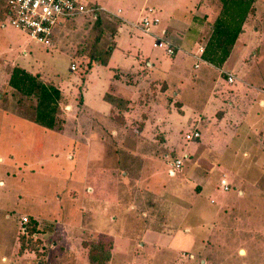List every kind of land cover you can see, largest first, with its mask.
<instances>
[{
    "label": "rangeland",
    "instance_id": "374dc122",
    "mask_svg": "<svg viewBox=\"0 0 264 264\" xmlns=\"http://www.w3.org/2000/svg\"><path fill=\"white\" fill-rule=\"evenodd\" d=\"M86 1L122 20L100 12L98 46L113 50L85 77L99 34L88 15L46 47L0 0V264H264V0H217L220 25L198 0ZM144 7L160 19L150 34L130 25ZM163 30L206 54L237 31L224 66L244 83L153 46ZM14 67L60 90L53 128L8 85Z\"/></svg>",
    "mask_w": 264,
    "mask_h": 264
},
{
    "label": "built area",
    "instance_id": "2783aa9c",
    "mask_svg": "<svg viewBox=\"0 0 264 264\" xmlns=\"http://www.w3.org/2000/svg\"><path fill=\"white\" fill-rule=\"evenodd\" d=\"M7 8V16L10 24L25 32L30 39L36 40L42 45L49 47L54 43L55 30L58 25L65 21L82 15L95 16L99 11L105 9L99 5H89L86 0H4ZM158 21L157 17H143L140 21L133 23L143 32H148L149 26ZM154 45L162 46L168 54L174 52V48L168 41L158 39ZM197 66V64H195ZM75 66L71 65V69ZM234 75L228 74V81L232 82ZM264 93V87L261 89ZM198 130H193L185 135L186 140L199 138ZM170 168V172L181 169L182 160L175 159ZM227 188L225 180H222ZM25 220H27L25 218Z\"/></svg>",
    "mask_w": 264,
    "mask_h": 264
},
{
    "label": "trees",
    "instance_id": "16d2710c",
    "mask_svg": "<svg viewBox=\"0 0 264 264\" xmlns=\"http://www.w3.org/2000/svg\"><path fill=\"white\" fill-rule=\"evenodd\" d=\"M223 4L224 1L222 2ZM89 5L96 6L97 3L89 1ZM5 15H7L6 11L7 8L4 9ZM101 11L97 12L95 16L90 15V20L92 21V26L98 28L99 34L94 39V42L91 46V49L87 56L86 61V71H85V77L87 74L91 71L94 64H102L106 65L110 59L111 52L113 50V45L107 46L105 49L100 48L98 46V42L100 40V33L102 32V16L100 14ZM105 13V12H103ZM109 16V14H105ZM111 16V15H110ZM220 25V23L218 22ZM237 33V31H236ZM234 34L233 38L228 39L226 42L227 44L223 47L220 46L219 42L214 47L215 49L212 51L214 55L220 56V58L223 60V58L228 54L229 49L231 45L235 41V37L237 34ZM56 35L54 38L53 47L56 45ZM211 40L209 41V43ZM207 53L206 48L203 50V58L207 61H211L212 63L216 62L217 64H221V59L218 61H212L210 57H213V53ZM74 68L71 70L76 69V65L74 64ZM8 85L11 86V88L16 92H19L22 96H34L36 98V106H35V122L47 127V128H53L55 123V111L57 108V100L60 97V90L52 85H48L43 83L42 81L38 80L34 75L30 74L29 71H27L25 68L22 67H14L12 69V72L8 79ZM104 99L108 100L109 102H112L113 96L109 95L108 93L104 94ZM111 100V101H110Z\"/></svg>",
    "mask_w": 264,
    "mask_h": 264
},
{
    "label": "crops",
    "instance_id": "0c3cea01",
    "mask_svg": "<svg viewBox=\"0 0 264 264\" xmlns=\"http://www.w3.org/2000/svg\"><path fill=\"white\" fill-rule=\"evenodd\" d=\"M201 0H198L197 2H195L194 4H193V6L196 8V11L199 13H197L199 16H201L202 18H204V17H206V15H210V16H212V18L213 19H215L216 17L218 18V22L219 21H222L223 19H219V18H223V16H224V11L222 10L221 12H219V9H218V5H216V2H217V0H208L209 1V4H208V6H207V9H206V11L205 10H201L200 8V5L198 6V4H200L199 2H200ZM91 2H93V1H91ZM96 3V2H95ZM104 8V7H103ZM105 9V8H104ZM106 14H109V15H112L113 17H117V18H119V16H118V14H113V13H111V12H109L108 10H106L105 9V11H104ZM207 12V14H204V13H206ZM117 13H121V10L120 9H118L117 10ZM141 17H140V19L141 18H143V17H148V18H153V17H157L158 18V21L156 22V23H153V24H151V25H156V24H158L159 22H160V19H159V16L157 15V12H156V10L154 9V8H152V7H144L143 8V10L141 11ZM120 19V21L122 20L121 18H119ZM140 19L138 20V21H140ZM125 23H127V24H130V22L129 21H126V20H123ZM137 21V22H138ZM217 21V20H216ZM212 22H214L215 23V21L213 20ZM217 22V23H218ZM223 24V23H222ZM130 25H132L133 26V23L132 24H130ZM151 25L149 26V29H148V32H143L139 27H137V28H139L143 33H147V34H150V27H151ZM1 26H3V25H1ZM133 27H136V26H133ZM206 28V27H205ZM163 32H164V38H166L165 39V41H168L170 44H171V46L174 48V52L172 53V54H168L167 52H166V54L167 55H172V56H174V55H176L179 51H182V53H186V54H189V56L191 57V58H193L194 60H195V63H194V65H193V67L194 68H198L199 67V62H203L204 64H208L209 66H214V68H216V70H217V72H218V74L219 75H221V76H223V73H225V74H231V75H234V79H233V81L232 82H229L228 81V79H227V82H229V83H233V82H235V83H237V82H241V83H244L243 82V80H242V78L240 77V74L239 73H237V72H235L234 71V65H232L230 68H227V66H224L225 65V62L230 58V56H231V53H232V50H233V47H234V43H235V41H234V43L231 45V47H230V49H229V52H228V54L223 58V62L221 63V65L222 66H217V65H214V63H211V62H209V61H207L206 59H204L203 57V50H204V47L202 46V45H199L198 46V48L195 50V51H193V50H188V51H186L185 49H183V46H182V43H181V41L180 40H178V39H176V38H174V41L173 40H170L169 38H168V35H167V31H165V30H163ZM158 40V39H157ZM160 40H163L162 38H160ZM170 40V41H169ZM164 41V40H163ZM153 46H156V47H163V45L162 46H157V45H154V43H153ZM244 46H246L245 44H244ZM239 54L241 55V52H240V50H239ZM242 60H245L244 62H243V64H247V59H242L241 58V60L240 61H242ZM108 63H109V61H108ZM107 63V64H108ZM235 63V62H234ZM106 64V65H107ZM195 64H197V66H195ZM213 64V65H212ZM116 71H118V68H116L115 69V72ZM257 96H259L260 97V99H259V105L261 106V107H263L264 108V97L260 94H258ZM215 99H219V96H217V95H215ZM221 99V98H220ZM227 105H229V107H227ZM231 105H232V103H231V101H225V99L223 98V104H222V106H223V108L226 106V111L228 112V111H230V110H233V108L231 107ZM219 107V109H221L220 107H221V105H219L218 106ZM218 111V110H217ZM226 112V113H227ZM218 117V116H217ZM220 120H226L227 119V115L226 114H224V115H221V116H219L218 117Z\"/></svg>",
    "mask_w": 264,
    "mask_h": 264
},
{
    "label": "bare ground",
    "instance_id": "6f19581e",
    "mask_svg": "<svg viewBox=\"0 0 264 264\" xmlns=\"http://www.w3.org/2000/svg\"><path fill=\"white\" fill-rule=\"evenodd\" d=\"M241 252H242V253H244V252H245V250H241Z\"/></svg>",
    "mask_w": 264,
    "mask_h": 264
}]
</instances>
